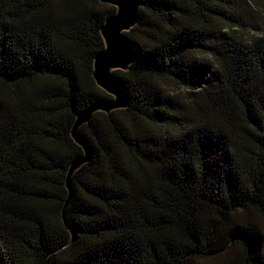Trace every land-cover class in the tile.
<instances>
[{"label":"trees","instance_id":"1","mask_svg":"<svg viewBox=\"0 0 264 264\" xmlns=\"http://www.w3.org/2000/svg\"><path fill=\"white\" fill-rule=\"evenodd\" d=\"M255 0H142L129 105L93 79L100 0H0V264H264V37ZM249 36V37H248ZM171 82L183 93H170Z\"/></svg>","mask_w":264,"mask_h":264},{"label":"water","instance_id":"2","mask_svg":"<svg viewBox=\"0 0 264 264\" xmlns=\"http://www.w3.org/2000/svg\"><path fill=\"white\" fill-rule=\"evenodd\" d=\"M116 8V13L109 16L100 28L105 48L94 58L93 79L95 84L113 97L111 101H98L86 110L76 114V120L71 129L74 142L83 149V154L70 165L66 176L68 197L62 210L65 222V210L73 193L72 176L84 164L91 160V153L78 130L87 124L96 112L109 114L112 111L125 109L129 105L128 88L115 71H127L133 62V45L126 33L138 23L139 9L142 0H100Z\"/></svg>","mask_w":264,"mask_h":264},{"label":"rangeland","instance_id":"3","mask_svg":"<svg viewBox=\"0 0 264 264\" xmlns=\"http://www.w3.org/2000/svg\"><path fill=\"white\" fill-rule=\"evenodd\" d=\"M250 14L249 20L246 21V25L250 31L249 36L264 37V0H255ZM160 85L172 94L183 93L184 91L181 88H177L171 82H160Z\"/></svg>","mask_w":264,"mask_h":264}]
</instances>
